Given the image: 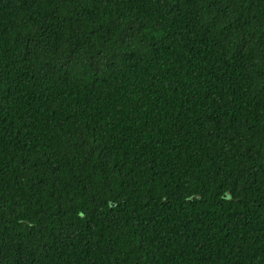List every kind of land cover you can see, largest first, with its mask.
<instances>
[{"label":"trees","instance_id":"obj_1","mask_svg":"<svg viewBox=\"0 0 264 264\" xmlns=\"http://www.w3.org/2000/svg\"><path fill=\"white\" fill-rule=\"evenodd\" d=\"M0 264H264V0H0Z\"/></svg>","mask_w":264,"mask_h":264}]
</instances>
